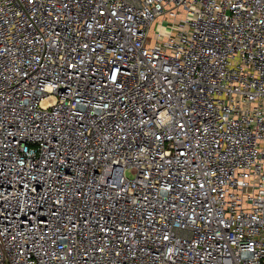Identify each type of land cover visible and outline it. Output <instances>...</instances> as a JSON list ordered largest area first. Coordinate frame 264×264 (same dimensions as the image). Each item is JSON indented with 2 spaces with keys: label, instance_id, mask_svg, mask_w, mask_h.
I'll return each instance as SVG.
<instances>
[{
  "label": "built area",
  "instance_id": "obj_1",
  "mask_svg": "<svg viewBox=\"0 0 264 264\" xmlns=\"http://www.w3.org/2000/svg\"><path fill=\"white\" fill-rule=\"evenodd\" d=\"M0 264H264V0H0Z\"/></svg>",
  "mask_w": 264,
  "mask_h": 264
},
{
  "label": "rangeland",
  "instance_id": "obj_2",
  "mask_svg": "<svg viewBox=\"0 0 264 264\" xmlns=\"http://www.w3.org/2000/svg\"><path fill=\"white\" fill-rule=\"evenodd\" d=\"M127 175H129V172H127Z\"/></svg>",
  "mask_w": 264,
  "mask_h": 264
}]
</instances>
